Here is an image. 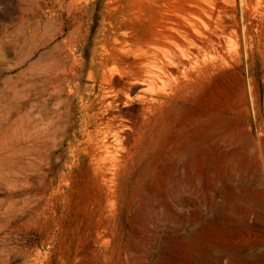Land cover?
I'll list each match as a JSON object with an SVG mask.
<instances>
[{
  "label": "rangeland",
  "instance_id": "1",
  "mask_svg": "<svg viewBox=\"0 0 264 264\" xmlns=\"http://www.w3.org/2000/svg\"><path fill=\"white\" fill-rule=\"evenodd\" d=\"M0 264H264V0H0Z\"/></svg>",
  "mask_w": 264,
  "mask_h": 264
},
{
  "label": "bare ground",
  "instance_id": "2",
  "mask_svg": "<svg viewBox=\"0 0 264 264\" xmlns=\"http://www.w3.org/2000/svg\"><path fill=\"white\" fill-rule=\"evenodd\" d=\"M110 37V36H109ZM114 47V46H113ZM116 47V46H115Z\"/></svg>",
  "mask_w": 264,
  "mask_h": 264
}]
</instances>
